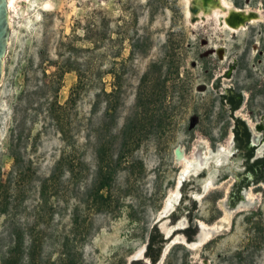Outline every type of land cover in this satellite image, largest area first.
<instances>
[{
	"label": "rangeland",
	"instance_id": "374dc122",
	"mask_svg": "<svg viewBox=\"0 0 264 264\" xmlns=\"http://www.w3.org/2000/svg\"><path fill=\"white\" fill-rule=\"evenodd\" d=\"M226 1L232 8L219 18L218 0H15L0 79V264L10 251L20 264H151L150 231L178 201L175 148L190 157L231 146L215 78L232 66L221 83L246 94L238 114L255 122L264 112V22L245 15L231 24L239 7ZM237 1L244 12L236 15L264 14V0ZM225 24L242 29L228 35ZM110 68L119 91L106 97ZM142 73L141 137L122 145L110 133L135 113ZM106 164L116 172L98 191ZM222 168L195 194L192 218L212 225L227 210L231 222L197 249L163 244L154 264H264V184L248 191L251 206L225 208L234 176L219 182ZM185 219L166 221L182 228Z\"/></svg>",
	"mask_w": 264,
	"mask_h": 264
},
{
	"label": "flooded vegetation",
	"instance_id": "af4514ba",
	"mask_svg": "<svg viewBox=\"0 0 264 264\" xmlns=\"http://www.w3.org/2000/svg\"><path fill=\"white\" fill-rule=\"evenodd\" d=\"M235 5L239 7V11L235 12L230 19L231 24H235L234 20H240L242 17H245V15L249 16L248 14L236 15L244 11L241 9V2L236 0ZM231 67L226 69L223 75L218 76L221 77L219 80H217L218 77H216L212 83V88L220 94V99L227 105L232 117V124L230 127L231 146L226 149L229 151L228 159L226 162L222 163V166H216L214 161H211L209 166H207L208 168L204 167L202 172V174H204L203 177H199L198 175L197 178L183 180L179 185V196L176 207H174V209L171 210V214L168 215L170 221H174L175 219L178 220L183 216L186 218V225L182 227V229L177 230V232H182L188 240H193L197 232L199 221H193L192 213L196 210L197 199L195 198V194H199L200 183L204 177L213 174L212 172H215V169H220V167L223 168L218 174L219 182H224L230 176H234L230 189L226 194L225 201L227 203L225 204V208H237L244 198L247 199L246 194L248 191L252 188L260 187L264 181V112L258 116L255 122L252 121L255 116L250 117V122H248L238 114L239 110L242 109L246 94L233 85L224 86L221 83L222 78L225 77L227 73H230L229 70ZM215 82L217 89L213 87ZM258 87L261 86H254L255 89H258ZM220 88H222V91L219 90ZM232 99L234 100L232 101ZM233 102H238V105L234 109H231ZM219 146L222 145L215 144V146L213 148L210 147V149L215 151ZM260 149L261 151H259ZM209 168L211 171L208 170ZM195 179L198 181L196 187L194 186ZM158 228L159 227L152 229L148 237L146 251L151 258H157L159 256L160 250L164 244L160 243L162 233ZM177 232L175 231V233ZM177 235L178 234H176V236ZM151 236L154 237L153 240L150 241Z\"/></svg>",
	"mask_w": 264,
	"mask_h": 264
},
{
	"label": "bare ground",
	"instance_id": "6f19581e",
	"mask_svg": "<svg viewBox=\"0 0 264 264\" xmlns=\"http://www.w3.org/2000/svg\"><path fill=\"white\" fill-rule=\"evenodd\" d=\"M14 2H15V0H7V8H8L9 11H10L11 7L13 6ZM218 2H219V4L217 6L213 7L212 12L216 14L215 16H218L220 18L221 13L223 12L222 8H224V10L225 9L230 10L232 8V6L226 0H218ZM248 19H249V23H251V24H254V23L258 22V21L259 22L260 21L264 22V14L260 13L259 16H256V17H255V15H249ZM227 26L228 25L225 24L224 27H225V29H229L228 32H227L228 35L229 34L233 35L235 32L237 33L238 28L242 29V27H241L242 24H238V27H229L230 25L228 27ZM207 142L208 141H206L203 145L206 146ZM259 151H261V149ZM204 153H205V151H204ZM228 154H229V151L226 150V148H224V147L217 148L216 152H213L211 149L208 148V146H207V149H206V153L204 155H202V156H197V155L194 154V155H192L190 157H186L183 154V152H182V156H181V158H179L180 160H177V162H179V161L183 162V167L181 169V172H180V175H179V178H178V182H177V188H178L180 182L182 181L183 177L186 178L190 174L198 173L200 170H202V168L207 167L212 160L214 161L215 165H219L222 162H225L228 159ZM213 177L210 174L208 179L206 180L205 185H204L205 186V191H207L210 187L213 186V183H214V180H215V178H213ZM177 188H176V191H175V196H178V191H177L178 189ZM200 195L201 194H197L196 197L199 198ZM173 196H174V194H173ZM246 197H247L248 201L246 203L241 202L237 206V209L238 208H243V207H246V206L248 207V206L252 205L253 201L251 200L252 198H251L249 192L246 194ZM174 199H177V198H174ZM171 200L172 199H170V198H169V200H167V203L165 205V208H164L163 212H166V211L169 210V208H171L172 203H173L172 202L173 200L172 201ZM231 215H232V212L226 210V214L223 216L222 220L225 221L226 223L231 222L230 221ZM221 221L215 222L212 225H208V224H206V223H204L202 221H199L200 222L199 224L201 226V232H200L201 233V241L200 242L195 241V242H192L190 244L185 243L187 245V247L192 248V249H197L204 241H206L207 239L211 238V234L215 230H219V229H221V227L223 225H225ZM168 232L169 231H166V234ZM180 241L183 242V238L180 237L179 235L175 236L173 238V240H172V242H180ZM142 255H143L142 253H139V256H142ZM192 260L194 261V259H192Z\"/></svg>",
	"mask_w": 264,
	"mask_h": 264
},
{
	"label": "trees",
	"instance_id": "16d2710c",
	"mask_svg": "<svg viewBox=\"0 0 264 264\" xmlns=\"http://www.w3.org/2000/svg\"><path fill=\"white\" fill-rule=\"evenodd\" d=\"M70 68H65L62 70V73L68 71ZM108 73L111 75V77L114 79V82L112 83V89L110 92H106L104 89L101 91L103 94L106 95V97H112L114 96L119 90L118 84V74L114 71V69L110 68L108 70ZM78 78L80 81V74H78ZM145 94L143 93V73L139 79L138 86L136 88L135 94H134V104L133 108L135 113L133 116H128L125 118V121L121 127V129L115 133H110L111 137H119L122 141V145H129L130 143H135L138 142L140 137H141V128H143V107L145 105ZM234 99H232L233 101ZM106 106H105V115H103L102 119L103 122L105 120L104 116L108 115V111L110 109V100L106 99ZM238 105V102H233L231 109H234ZM115 113V110L113 109L111 112V116ZM112 122H115V116L112 118ZM134 124V126H131ZM132 127V128H131ZM135 127V128H134ZM133 129V130H132ZM98 141L100 138H96ZM11 156L13 158H16L17 155L14 153H11ZM95 157L99 160L102 158L100 157V152L97 150L95 152ZM106 170H103L102 166H99L98 168V175H97V185H96V190L100 191L101 189L107 188L110 185V181L113 179V176L116 172V167L115 165L110 166L109 164H106L104 167ZM6 211L5 208H0V213H4ZM154 236H151V240H153ZM160 243H164V241L161 239ZM146 257L150 259L151 264H154L157 258H151L148 255V252L146 251ZM20 255L14 251H10V254L8 256L2 257L1 261L2 264H20Z\"/></svg>",
	"mask_w": 264,
	"mask_h": 264
},
{
	"label": "water",
	"instance_id": "95a60500",
	"mask_svg": "<svg viewBox=\"0 0 264 264\" xmlns=\"http://www.w3.org/2000/svg\"><path fill=\"white\" fill-rule=\"evenodd\" d=\"M7 13H8L7 0H0V79H1V75H2V62H3V58L5 56L7 42H8L9 33H10V26H9ZM228 75L229 74L227 73L225 75V77H227ZM220 78L221 77H218L217 80H219ZM213 87L215 89H217L216 82H215V84H213ZM175 156L177 159L181 158V156H182V152L178 147L175 148ZM203 169L204 168H202V170ZM199 172L196 174H190L186 178H189V179L195 178V177L197 178L199 175ZM208 177L209 176L207 175L206 177H204L202 179V181L200 183L199 194H202L203 192H205V186L204 185H205V182L208 179ZM182 181H183V179H182ZM182 181L180 182V184L182 183ZM215 182H216V179L214 180V184H215ZM262 183L264 184V181ZM177 191H179V186H178ZM247 201L248 200L246 198H244L241 202L246 203ZM167 219L169 220L168 214H165V215L160 216L156 221V223L159 225L158 227L161 229L160 232L162 233V239L164 240V244H167L168 242L173 240V238L176 236V234H178V233H175V231L177 232V230L182 229L181 227H176V226L172 227V225H169L168 222L166 221ZM166 231H169V232L166 234ZM200 232H201V226L198 223L197 232H196L193 240H188L184 234H179V236L183 238L184 243L190 244V243L195 242V241H198V242L201 241V233Z\"/></svg>",
	"mask_w": 264,
	"mask_h": 264
}]
</instances>
